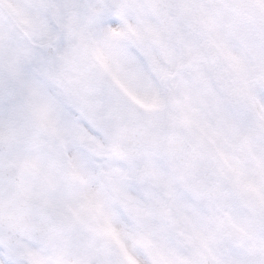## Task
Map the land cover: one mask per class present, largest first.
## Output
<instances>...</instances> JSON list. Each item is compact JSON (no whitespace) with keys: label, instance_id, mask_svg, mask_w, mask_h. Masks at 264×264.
I'll list each match as a JSON object with an SVG mask.
<instances>
[{"label":"snow or ice","instance_id":"snow-or-ice-1","mask_svg":"<svg viewBox=\"0 0 264 264\" xmlns=\"http://www.w3.org/2000/svg\"><path fill=\"white\" fill-rule=\"evenodd\" d=\"M0 264H264V0H0Z\"/></svg>","mask_w":264,"mask_h":264}]
</instances>
